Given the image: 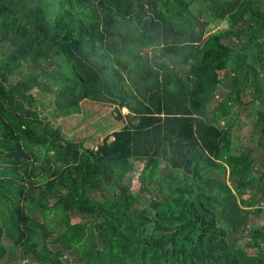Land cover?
Returning <instances> with one entry per match:
<instances>
[{
    "label": "trees",
    "instance_id": "16d2710c",
    "mask_svg": "<svg viewBox=\"0 0 264 264\" xmlns=\"http://www.w3.org/2000/svg\"><path fill=\"white\" fill-rule=\"evenodd\" d=\"M258 64L264 0H0V264L6 236L19 264H263L264 170L205 112L221 72L254 84ZM83 101L126 125L64 140ZM255 126L264 151V110Z\"/></svg>",
    "mask_w": 264,
    "mask_h": 264
},
{
    "label": "rangeland",
    "instance_id": "374dc122",
    "mask_svg": "<svg viewBox=\"0 0 264 264\" xmlns=\"http://www.w3.org/2000/svg\"><path fill=\"white\" fill-rule=\"evenodd\" d=\"M197 4L198 2H195L192 8L196 9ZM229 28L230 20L226 18L224 21H218L210 30L211 33H219L229 30ZM254 54L255 51H252L249 59L251 64L255 63ZM41 64L45 69L52 67L50 61H41ZM257 68L260 71V77L258 82L254 84L251 79L246 80L243 78L241 69L237 68V70H234L230 67L228 70L221 72L220 76L223 83L218 86L215 95L211 97L205 110L207 116L211 120L214 119L217 126L222 128L231 126L232 136L230 144L232 154L239 155L247 149L252 150L255 159V176H259L264 170V151L257 147L259 131L255 126L258 112L264 110V69L259 64ZM239 87L242 93L237 99V89ZM32 94L45 104H49L52 100L51 95L48 93L42 94L38 90H34ZM114 112L113 106L83 101L80 104L78 113L66 117H58L56 122L62 129L64 140L82 142L84 147L95 148L102 143L104 138L111 136L113 132L121 130L126 125V121L119 119ZM122 114L126 116L128 114L127 109H123ZM0 164L2 168L8 166V174L14 177L15 174L12 172L10 164L4 160L2 161V159ZM164 173H166L165 164H163ZM174 174L181 176L178 171H175ZM221 177L223 179V176L217 174L213 178V182L217 183ZM226 181L234 192H238L236 179L233 181L226 178ZM0 197L2 199L1 193ZM3 207L6 218L9 219L10 209H13L14 205L11 202L8 203V200H4ZM37 217L43 223L50 221L49 218H42L40 214H37ZM36 237L34 236L33 238L39 240V237ZM5 242L9 252L8 260L5 264H19L20 262H14L12 258L19 254L18 248L15 249L11 245V241L7 236L5 237ZM250 252L255 253V251L251 250ZM262 263L264 264V260H262ZM27 264L36 263L32 262L29 256Z\"/></svg>",
    "mask_w": 264,
    "mask_h": 264
}]
</instances>
